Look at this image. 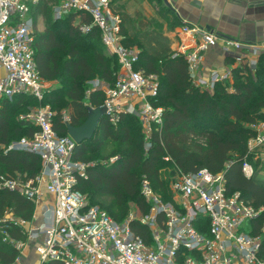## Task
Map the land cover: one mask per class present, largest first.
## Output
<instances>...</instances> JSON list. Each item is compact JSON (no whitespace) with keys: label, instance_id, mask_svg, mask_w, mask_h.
Listing matches in <instances>:
<instances>
[{"label":"built area","instance_id":"2783aa9c","mask_svg":"<svg viewBox=\"0 0 264 264\" xmlns=\"http://www.w3.org/2000/svg\"><path fill=\"white\" fill-rule=\"evenodd\" d=\"M40 2L0 0V100L23 93L42 101L52 86L40 75L33 47L37 27L33 10ZM73 10L91 16V23L77 21L80 31L88 34L99 28L103 44L120 63L112 85L95 78L91 91H103L105 116L113 125L120 122L122 114L140 119L148 151L152 133L155 128L160 129L165 111L157 104L159 76L136 69L140 51L124 44L121 16L115 13L112 0H61L54 16L60 19ZM180 33L187 34L189 43L182 40L173 50L175 55L185 57L194 84L211 91L219 82H233L231 71L201 74L205 52L218 44L216 34L187 21H183ZM223 40L225 50L238 58V64H247L252 70L257 67L262 46ZM63 114V122H70L68 113ZM55 115L48 105L20 116L39 129L33 136H24L5 147L6 151L33 152L42 160L41 172L35 178L0 177V189L16 191L35 204L32 221L16 219L8 213L0 218L3 241L13 245L20 256L30 243L37 242L36 264L50 260L63 264H264L262 237L246 229L264 207H255L239 192L229 193L225 171L213 173L204 168L185 173L174 166L171 191L175 200L167 202L144 177L141 193L150 204L148 213L130 211L124 222H117L105 209L91 205L79 189L80 180L88 178L87 168L94 164L74 159L78 144L68 133H57ZM251 128L254 135L248 141V150L262 164L264 120L253 123ZM242 170L247 178L255 174V167L248 160ZM132 221L150 230L149 241L132 230ZM11 222L22 228L25 239L10 237Z\"/></svg>","mask_w":264,"mask_h":264},{"label":"trees","instance_id":"16d2710c","mask_svg":"<svg viewBox=\"0 0 264 264\" xmlns=\"http://www.w3.org/2000/svg\"><path fill=\"white\" fill-rule=\"evenodd\" d=\"M153 1L160 9L159 17L166 20L168 31L183 26L166 0ZM60 3L61 0H41L33 10L35 19L42 15L45 21V29L35 32V60L41 77L56 86L46 91L42 101L23 93L0 100V177L20 175L29 179L41 172L38 154L5 150L12 142L31 137L39 129L28 120L18 119L21 114L49 104L56 112L54 128L65 136L63 109H68L72 125L83 124L88 106H101L105 101L102 90L91 91V81L99 78L112 85L119 71L118 57L103 44L100 29L93 28L88 34L80 31L77 21L91 23V16L73 10L56 19L54 9ZM117 8L114 11L121 16L124 44L140 51L136 69L159 76L157 104L165 111L160 129L155 128L152 133L148 151L142 124L132 114H122L117 125L104 116L93 138L77 145L75 160L86 164L97 160L87 168L88 178H82L79 184L90 204L105 209L117 222L128 218L131 203L142 214L148 213L150 204L141 193L142 179H149L156 192L167 190L161 169L169 164L185 173L204 168L213 173L225 171L229 193L239 192L255 207H264V178L257 175L259 162L248 150V141L254 135L251 125L264 120V53L255 72L241 63L231 69L232 85L226 81L217 83L211 91L202 89L194 84L185 57L175 55L163 22L142 17L140 11H136L135 21L125 6ZM233 60L230 56L228 64ZM110 141L119 145V157L114 163L102 164L100 160L109 156L104 158L100 154ZM245 160L255 167L252 178H247L242 170ZM34 212L31 200L8 188L0 189V218L8 213L29 222ZM263 226L264 211L249 221L247 228L250 234L262 237L264 254ZM131 228L149 241L150 230L146 226L132 221ZM9 235L14 240L25 239L15 222L10 223ZM18 258L20 252L0 235V264H15ZM42 264L63 263L50 260Z\"/></svg>","mask_w":264,"mask_h":264},{"label":"crops","instance_id":"0c3cea01","mask_svg":"<svg viewBox=\"0 0 264 264\" xmlns=\"http://www.w3.org/2000/svg\"><path fill=\"white\" fill-rule=\"evenodd\" d=\"M166 2L182 21L199 25L219 38L218 44L204 54L202 76L213 70L225 74L238 64V58L225 50L223 39L260 45L263 47L262 54L264 53V0H166ZM168 34L172 40V49L177 48L182 40L189 43L187 34H181L180 28L169 31ZM230 56L234 60L228 64ZM36 244L37 242L30 243V248L28 247L29 249L15 264H36Z\"/></svg>","mask_w":264,"mask_h":264},{"label":"rangeland","instance_id":"374dc122","mask_svg":"<svg viewBox=\"0 0 264 264\" xmlns=\"http://www.w3.org/2000/svg\"><path fill=\"white\" fill-rule=\"evenodd\" d=\"M112 1L114 2L113 4H114L115 8H117V7L121 8L122 6H125V10L128 11L129 15L135 21H136V11H140L141 12L140 14L142 15V17H145V18L146 17L147 18L148 17H155L158 21L164 23V32H165L166 35H169L168 34L169 31L167 30L168 29V24H167V22H165L166 21L165 19H161L159 17L160 16L159 15L160 14V9H159V7L157 5H155L153 0H112ZM119 8H117V9L120 10ZM43 19L44 18H43L42 15H39L35 19L36 25H37L36 31H43L45 29V21ZM255 69H253V72L256 71ZM226 81H228L229 85H232V83H233L229 79L225 80V82ZM55 86H56V83L53 82L51 88H53ZM46 105H49V104H46ZM37 108H38V106L32 107L28 113H23L20 116H22V115L27 116L28 114H30L33 110H35ZM67 110L68 109L66 107H65V109H63V111L68 113ZM18 119L23 120V119H21V117H19ZM141 124H142V122H141ZM143 130H144V126L142 124V131ZM118 148H119V145L117 143H114V142H111V141L108 142L107 145H106V148L102 151V153L100 155L103 156L104 158L107 157V156H109V157L105 158V159H101L100 162L102 164L114 163L117 160V157H119V149ZM254 161L259 162L258 159H254ZM96 162H97V160L91 161L92 164H96ZM172 168H173V166L168 164V165L164 166L161 169V177L166 182L167 190L163 191V190L156 189L157 190L156 193L161 197V200H163L165 202L171 201L173 199L175 200V195L171 191V184L173 182V179H174V176H175L176 173L174 172V170ZM257 175L260 176L261 178H264V163L260 164V162H259ZM130 207H131V213H136L137 212V209H136L134 203H131ZM9 218H12V217L9 216ZM246 229L248 231V228H246ZM262 233H264V232H262Z\"/></svg>","mask_w":264,"mask_h":264},{"label":"water","instance_id":"95a60500","mask_svg":"<svg viewBox=\"0 0 264 264\" xmlns=\"http://www.w3.org/2000/svg\"><path fill=\"white\" fill-rule=\"evenodd\" d=\"M106 113L107 107L104 105L96 107L88 106L86 121L80 126H74L70 122L66 123L67 133L77 144H81L83 141L93 138L100 121Z\"/></svg>","mask_w":264,"mask_h":264}]
</instances>
